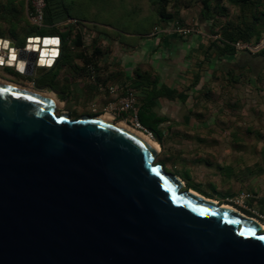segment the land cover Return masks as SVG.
<instances>
[{"label": "water", "instance_id": "water-1", "mask_svg": "<svg viewBox=\"0 0 264 264\" xmlns=\"http://www.w3.org/2000/svg\"><path fill=\"white\" fill-rule=\"evenodd\" d=\"M61 107L0 76V264H264L258 219L186 188L113 116Z\"/></svg>", "mask_w": 264, "mask_h": 264}, {"label": "crops", "instance_id": "crops-1", "mask_svg": "<svg viewBox=\"0 0 264 264\" xmlns=\"http://www.w3.org/2000/svg\"><path fill=\"white\" fill-rule=\"evenodd\" d=\"M16 2L5 0L2 8L8 10H0V21L19 20ZM152 5L153 23L147 28L121 31L98 24V29L73 31L63 56L61 49L53 67L34 79L36 84L53 93L63 109L74 104L93 115L118 117L127 113L111 110V103L126 87H134L139 110L161 133V144L181 164L180 172L228 183V199L253 193L247 203L264 214V56L260 49L224 50L222 32L213 30L201 14L190 24L192 16L182 10L165 7L160 15L159 4ZM176 21L196 25L197 31L176 33ZM112 86L118 89L114 93ZM248 90L254 91L253 99L245 96ZM238 102L248 109L231 115L229 109ZM174 174L186 183L179 172Z\"/></svg>", "mask_w": 264, "mask_h": 264}, {"label": "rangeland", "instance_id": "rangeland-1", "mask_svg": "<svg viewBox=\"0 0 264 264\" xmlns=\"http://www.w3.org/2000/svg\"><path fill=\"white\" fill-rule=\"evenodd\" d=\"M65 1L71 15L77 19H80L83 25L88 29L91 28L98 29L99 28L98 24H105V25L109 24L112 27H115L116 29H119L121 31L122 30L133 31L136 30V28H142V27L147 28L151 21L153 23L152 20L153 13L151 12L150 8H152L153 2L158 3L157 1L159 0H65ZM202 1L203 0H162L161 4L165 5L166 9H174L175 7L177 12L182 10V12L184 14H187L188 17L192 16V18H189L188 21L191 22L190 24H195L194 19H196L200 14L202 15L204 13L202 17L203 18L205 17L207 24L211 23L212 29H215L217 31H221L226 27L238 23L242 18V15L244 14L242 12L243 8L245 10V13H247L248 15L251 12H257L258 15L264 16L263 14L264 0H250L255 2L253 4H248V5H243L244 4L243 0H208L209 8L204 7ZM4 2L5 0H0L1 11L4 9L8 10V7L2 8V4ZM16 4H17L16 10L20 16L19 20L16 22L1 20L0 36L8 35L7 31H9L11 26L14 25L15 27L14 31L11 32L10 30L11 32L10 36L15 37L14 39L18 42L17 36L19 34L22 35V33L26 34L25 32L31 28L32 24L28 17L26 0H17ZM103 27L107 28V26H103ZM16 32H18L17 35ZM246 44L249 46L248 48H246L249 51H258V49L264 46V34L258 44L257 43L255 44L252 41L246 42ZM0 73L24 85H29L32 80L31 76L20 75L16 73L14 69L8 67L0 68ZM253 92L254 91L252 90L251 91L248 90L246 92L248 94H245V96L247 95V98L249 100L253 99L251 98L253 96ZM232 101H233L232 99H229V105L230 104L234 105ZM240 103L238 102L237 104H235V106L229 109V113H231V115L240 116L243 114L244 105L241 106ZM244 109L247 110L248 106H245ZM60 110H65L69 112V114L73 118L87 114L93 115L92 112L82 111L79 107H76L74 104L68 105L66 109H63L62 106ZM232 117L229 116V121L232 119ZM116 118L117 120H120V122H126L122 120L123 117L117 116ZM245 120L247 122H250L249 119H245ZM263 120H264V114H263ZM246 121L245 123H247ZM230 135L231 134H229V136ZM252 136H254L255 138L258 137L254 134ZM260 136L264 137V134ZM157 151L158 153L155 158V161L163 163L165 168L168 171H171L172 173L179 172L186 182L184 184L186 188L190 187L207 198L218 200L217 202L224 201L227 204H232L237 209H239L240 211L246 214H251V215L254 214L251 212V210H249V208H252L255 211H257L259 214H262L252 205L247 203V200H249L251 197L246 198L244 200V203L248 206V208L242 207L240 201L237 200L239 195L237 197L228 199L227 196H229V191H228L229 187L228 189L226 187L228 183L218 181L215 179H209V178H205V179L202 177L197 178L192 173H190L189 170L187 172L186 171L180 172L177 169V164L179 165L181 164L177 160L173 159L172 152L170 151V149H168L167 147H163L162 144L158 143ZM231 168L229 167L228 170L231 171ZM251 195L253 197V193H251ZM260 220L264 221V214H262V218Z\"/></svg>", "mask_w": 264, "mask_h": 264}, {"label": "built area", "instance_id": "built-area-1", "mask_svg": "<svg viewBox=\"0 0 264 264\" xmlns=\"http://www.w3.org/2000/svg\"><path fill=\"white\" fill-rule=\"evenodd\" d=\"M26 4H27V9H28V17H29V20L31 21V24L38 27V28L44 27L45 26L44 15H45L46 0H26ZM65 22L68 25L74 26V31H79V30L85 29V26L83 25V23L81 21L79 22V20L75 17H68ZM155 29H157V27ZM173 31L176 33L182 34V35H187V34L191 33L192 31H197V27L195 25H193V26L183 25L182 23H180V21H176L174 26H173ZM56 36L60 37V35H58V34H29L25 37V41L23 44H19L15 39H13L11 37H0V40L11 41L9 47L16 49L17 62H19L20 60L26 61V69H27L28 59L21 57L20 51L22 49H26V46L29 43V37L33 38V40H32L33 44L37 43V41H36L37 37L40 38L39 39V47L41 49H43L44 48L43 39L45 37H56ZM235 46L237 49H245V48L249 47L244 42H236ZM54 47H55L54 45H48V48H50V49L54 48ZM34 52H36V59H35V64H36V61H37L40 53L38 51H34ZM60 53H61V44H60ZM0 55H3L4 59H5V64L3 66H0V67L12 68V69H14V71L16 73H18L20 75L31 76L32 80L28 86L36 87V81L34 79L40 75L39 73H37L39 66L34 65L33 74L28 75V74H26V69H25L24 73L17 71L15 64H13V66H8V64H7L8 50L0 48ZM46 69H47V67H45V70ZM117 90L118 89L116 87H113V86L109 87V91L112 93L116 92ZM110 108H111V110L116 111L117 113H127V115L124 116L122 118V120L126 121L132 127L136 128L138 130H141L146 135H148L151 139L156 140L155 132L152 129H150L149 127H147L146 125H144L139 119V115H138L139 106L137 103V90L134 87H131V86L126 87L124 94H122L117 99L116 102L111 103ZM113 117L115 119H117L116 118L117 115L113 116ZM250 197H252L251 193L245 192V193L239 194V197L237 200L240 201V204L242 205V207L248 208V206L244 203V200L246 198H250ZM249 210H251V212L254 213V214H252V216L255 217L256 219L260 220L262 218V214H259L254 209L249 208Z\"/></svg>", "mask_w": 264, "mask_h": 264}, {"label": "trees", "instance_id": "trees-1", "mask_svg": "<svg viewBox=\"0 0 264 264\" xmlns=\"http://www.w3.org/2000/svg\"><path fill=\"white\" fill-rule=\"evenodd\" d=\"M162 0L157 1L159 4V13L164 15L166 13L165 5L161 4ZM203 5L209 8L208 0H203ZM255 1L243 0V5L253 4ZM255 5V4H254ZM243 8V7H242ZM243 15L240 21L232 26L226 27L219 32H222L223 38L226 40L225 49L228 52H234L236 50V42H253L259 43L264 34V16L258 15L257 12H251L249 15L245 13L244 8L242 9ZM264 14V13H263ZM204 15V13L202 14ZM68 17H74L69 12L65 0H46L45 15H44V27H36L31 25V28L27 30L26 34H59L61 37V49L63 56V48L66 45L68 36L74 31V26L66 24ZM205 18V17H204ZM80 22V19H78ZM14 25L10 28L11 32L14 31ZM215 30V29H213ZM78 42L81 41L80 35H78ZM25 41V36L18 37V43L22 44ZM246 50V48L244 49ZM248 50V49H247ZM259 53L264 56V46L260 48ZM140 121L151 128L155 135L158 134L160 137L161 133L156 129L152 122L145 118L144 114L139 110ZM160 121V119L155 120ZM154 122V123H155ZM190 188V187H187ZM251 215V214H249Z\"/></svg>", "mask_w": 264, "mask_h": 264}, {"label": "clouds", "instance_id": "clouds-1", "mask_svg": "<svg viewBox=\"0 0 264 264\" xmlns=\"http://www.w3.org/2000/svg\"><path fill=\"white\" fill-rule=\"evenodd\" d=\"M39 39L36 38L37 43L33 44L32 37H29V43L26 46L25 51L31 52V51H38L40 53L37 61L36 66L39 67H47L51 68L55 64L56 59L60 56V44H61V38L59 36L56 37H45L43 39V45L44 48L41 49L39 47ZM11 41L8 40H0V48L8 50V60L7 64L8 66H13L15 64V67L17 71L24 73L26 69V61L20 60L17 62V52L15 48H10ZM48 45H54V48H48ZM5 64V59L3 55H0V66H3Z\"/></svg>", "mask_w": 264, "mask_h": 264}, {"label": "bare ground", "instance_id": "bare-ground-1", "mask_svg": "<svg viewBox=\"0 0 264 264\" xmlns=\"http://www.w3.org/2000/svg\"><path fill=\"white\" fill-rule=\"evenodd\" d=\"M47 94L54 96V94L51 93V92H48ZM108 115H109V114H108ZM109 116L112 117V115H109ZM119 122H120V121H119ZM120 123L123 124L124 126L128 127L129 129H132V130L135 131L136 133H138V134H139L140 136H142L145 140H147L151 145H153L154 148H155L156 150L158 149V143H157L156 140L151 139V138H150L148 135H146L144 132H142L141 130H138V129L132 127V126H131L130 124H128L127 122H120ZM224 204H227V203H224ZM227 205H229V204H227ZM230 206L236 208V207L233 206V205H230ZM236 209H237V208H236ZM238 210H239V209H238ZM262 225H263V228H264V223H262Z\"/></svg>", "mask_w": 264, "mask_h": 264}, {"label": "flooded vegetation", "instance_id": "flooded-vegetation-1", "mask_svg": "<svg viewBox=\"0 0 264 264\" xmlns=\"http://www.w3.org/2000/svg\"><path fill=\"white\" fill-rule=\"evenodd\" d=\"M4 73V72H3ZM0 76L1 77H3V78H5V79H7V80H12L11 78H9V77H7V76H4V75H2L1 73H0ZM12 81H14V80H12ZM14 82H16V81H14ZM18 83H20V82H18ZM22 84V83H21ZM37 85V84H36ZM38 86V85H37ZM39 87V86H38Z\"/></svg>", "mask_w": 264, "mask_h": 264}]
</instances>
